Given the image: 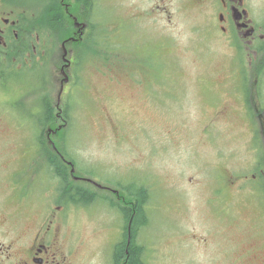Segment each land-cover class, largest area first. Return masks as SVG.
Returning <instances> with one entry per match:
<instances>
[{
    "label": "rangeland",
    "instance_id": "rangeland-1",
    "mask_svg": "<svg viewBox=\"0 0 264 264\" xmlns=\"http://www.w3.org/2000/svg\"><path fill=\"white\" fill-rule=\"evenodd\" d=\"M98 1L102 6L96 7L108 26L124 9L126 0ZM158 27L159 30L149 23L134 24L132 30L136 34L132 35L127 52L137 64L150 66L145 50L149 55L154 53L146 49L140 35L149 39L160 31L158 37L178 45L173 53L163 54L159 67L154 64L125 67L130 77L118 67H111L117 83L111 73L105 79L101 74L93 77L94 84L110 83H106L108 89L111 85L130 86V81H136L134 77L141 80L149 76L153 90L156 86L160 88L158 99L145 95L144 90L118 93L111 88L115 97L96 103L82 99L79 87V103H71L62 134L60 149L66 152L63 157L73 161L77 175H88L91 180L105 184H109L105 178L113 177L124 185V194H132L142 186L150 190L144 206H147L148 222L139 227L138 233L148 246L147 264H264L256 251L262 249L259 246L262 240L258 238L261 233L258 212L250 206L252 197L241 195L239 201H233L237 205L225 208L222 199L214 193V186L208 188L209 178L218 176V151L228 156L240 143L238 116L234 113L219 119L213 116L228 97L234 104L227 108L238 110L240 100L234 90L240 79L236 70L242 61L224 51L207 49L204 21L193 6L186 9L174 6L171 21L164 19ZM105 31L111 38L115 35L113 30ZM189 40L190 47L183 48ZM122 50L117 48L116 53ZM53 75L49 93L54 104L59 88L56 76L60 78L56 67ZM12 95V92L7 94ZM16 145L0 148V202L3 199L0 213L16 211L12 215L17 223L23 215H29L30 227L34 228L41 214L39 186L48 184L54 175L45 164L39 163L34 169L21 159L24 148L28 147L27 139L19 147ZM226 161L230 168L236 165L231 158ZM32 169L36 173V186L32 183ZM217 178L223 184L222 178ZM26 187L33 194L25 197L32 198L33 203L20 200ZM33 189L38 193L34 194ZM112 201L122 202L115 198ZM87 207L68 206L63 211L65 218L59 227L61 243L65 251L73 247L86 250V260L79 264H98L103 254L93 252L111 237L104 245L106 254L100 262L110 264V249L119 236L121 217L112 211L116 207L110 206L112 210H109L106 201L97 200ZM255 237L259 243L252 242Z\"/></svg>",
    "mask_w": 264,
    "mask_h": 264
},
{
    "label": "flooded vegetation",
    "instance_id": "flooded-vegetation-1",
    "mask_svg": "<svg viewBox=\"0 0 264 264\" xmlns=\"http://www.w3.org/2000/svg\"><path fill=\"white\" fill-rule=\"evenodd\" d=\"M98 5V0H0V148L13 143L19 147L27 139L28 147L23 150L22 160H27L34 169L42 163L52 171L51 159H54L70 174L71 166L64 159L60 145L71 103H79V87L82 99L96 103L115 97L111 88L118 93L144 90L145 95L158 99L160 88L156 86L153 90L149 76L137 80L131 72L136 81H130V86L111 85L108 89H105L108 82L94 84L93 77L101 74L105 79L106 74L111 73L117 83L111 67H118L128 77L130 72L125 67L153 64L159 67L163 54L173 53L178 44L158 37L162 34L160 31L149 39L140 35L146 49L154 54L149 55L145 50L150 66L137 64L127 52V45L136 34L133 25L149 23L159 30L158 24L164 19L171 21L174 6L178 9L193 6L204 21L207 49L224 51L242 61L236 70L240 79L234 90L240 100L238 110L227 108L234 104L228 97L213 116L214 119L231 113L238 116L240 143L228 156L217 150L220 154L216 163L218 176L209 178L208 188L214 186V193L222 199L225 208L237 205L233 201H239L241 195L252 197L253 204L248 205L258 212L261 232L258 238L262 240V245L258 244L262 249L256 251H259V260L264 261V0H126L124 9L118 17L113 16L115 20L108 26L105 17L98 12ZM105 29L113 30L115 35L111 38ZM190 44L189 40L183 48H189ZM117 48L123 50L116 53ZM110 58L114 61H108ZM54 67L60 78L56 76L59 88L53 104L49 83L54 78ZM9 92L13 95L7 96ZM20 135L23 136L20 138ZM227 158L235 160L236 165L230 168ZM32 175L36 186L33 169ZM77 177L70 174L72 182L94 193L92 203L106 201L109 210L114 208L113 198L117 202L126 200L125 203L131 199L129 194L123 193L124 185L113 177L105 178L110 185L95 182L88 175ZM217 177L222 178L223 184L218 183ZM60 181L55 175L48 184L39 186L42 199H54V204L49 202L50 208L41 210L34 228L30 227L29 215H23L17 223L12 215L16 211L0 213V264H79L86 260V250L73 247L65 251L61 243L59 227L67 202L60 203L63 199L58 191ZM32 194L26 187L21 202ZM27 202L34 201L30 198ZM0 206L3 207V199ZM112 211L119 212V208ZM126 234L129 242V231ZM254 240L257 237L252 242ZM101 250L102 246L95 252Z\"/></svg>",
    "mask_w": 264,
    "mask_h": 264
},
{
    "label": "trees",
    "instance_id": "trees-1",
    "mask_svg": "<svg viewBox=\"0 0 264 264\" xmlns=\"http://www.w3.org/2000/svg\"><path fill=\"white\" fill-rule=\"evenodd\" d=\"M51 167L53 173L61 178L58 191L62 194L63 199L60 200V203L65 204V200L66 202L78 205L92 203L93 199H95L94 193L91 190L82 189L75 182H72L68 170L64 165H57L52 159ZM149 196L150 190L146 189V186H142L136 188L134 193L129 194V198L131 199L126 204L120 205L116 203L115 207L119 208L122 225L119 228L120 239L111 250L110 264H147L145 252L148 246L145 240L142 241L138 237V233L139 227L145 226L148 222V213L144 206ZM125 202L122 201V203ZM127 231L130 234L129 242L126 238Z\"/></svg>",
    "mask_w": 264,
    "mask_h": 264
},
{
    "label": "water",
    "instance_id": "water-1",
    "mask_svg": "<svg viewBox=\"0 0 264 264\" xmlns=\"http://www.w3.org/2000/svg\"><path fill=\"white\" fill-rule=\"evenodd\" d=\"M72 171H73V169H72Z\"/></svg>",
    "mask_w": 264,
    "mask_h": 264
}]
</instances>
